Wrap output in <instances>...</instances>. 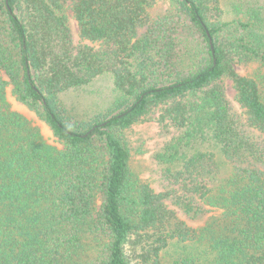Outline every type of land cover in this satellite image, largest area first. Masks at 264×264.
Listing matches in <instances>:
<instances>
[{
    "label": "trees",
    "instance_id": "obj_1",
    "mask_svg": "<svg viewBox=\"0 0 264 264\" xmlns=\"http://www.w3.org/2000/svg\"><path fill=\"white\" fill-rule=\"evenodd\" d=\"M231 3L0 0V264H264V73L237 70L264 68V4ZM105 75L112 101L77 115L64 96ZM154 115L160 191L127 137Z\"/></svg>",
    "mask_w": 264,
    "mask_h": 264
},
{
    "label": "rangeland",
    "instance_id": "obj_2",
    "mask_svg": "<svg viewBox=\"0 0 264 264\" xmlns=\"http://www.w3.org/2000/svg\"><path fill=\"white\" fill-rule=\"evenodd\" d=\"M223 7L226 10H230L231 3L233 0H221ZM239 1V0H238ZM241 1V0H240ZM244 1V0H242ZM260 4H264V0H256ZM166 6L163 2H159L158 8ZM234 13L228 12L229 16ZM70 18V24L73 29L74 37L76 42H81L79 36V30L75 19ZM86 42V41H85ZM237 70L249 76H257L264 73V68L259 63H251L245 66H239ZM5 78H7L5 76ZM227 95L233 104L235 109H240V105L236 101V91L232 85V82L228 80L226 82ZM7 96L14 109L28 115L30 118H35V123L40 126L42 132L46 138L57 144L56 138L54 137L50 127L43 121L36 119L34 113L30 112L27 107L16 99L13 93V85L9 84L7 87ZM113 98V81L109 75L99 77L98 80L91 83L88 86H83L73 91L68 92L64 99L73 108L75 113L79 116L88 117L94 113L105 108ZM156 115L151 119L144 122L138 123L127 131L128 141L131 147V168L132 170L145 182H148L156 191L161 190V173L162 165L158 163L157 155L165 150L166 144L171 140L174 130L170 127H163L156 120ZM179 216L182 219H186L188 224L193 227H202L204 224L210 221L209 217L213 213L209 214L208 217L191 221L188 220L178 210ZM184 248L182 245L170 246L167 251L162 254L161 264H177L176 260L183 252Z\"/></svg>",
    "mask_w": 264,
    "mask_h": 264
}]
</instances>
